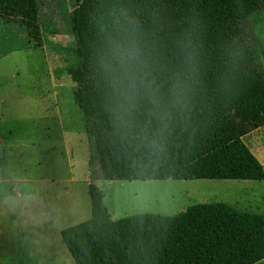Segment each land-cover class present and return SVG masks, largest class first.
I'll use <instances>...</instances> for the list:
<instances>
[{"label": "trees", "instance_id": "obj_1", "mask_svg": "<svg viewBox=\"0 0 264 264\" xmlns=\"http://www.w3.org/2000/svg\"><path fill=\"white\" fill-rule=\"evenodd\" d=\"M264 0H78L69 32L79 66L73 99L84 116L90 218L59 231L74 264H257L264 259V216L224 203L193 205L173 217L111 220L104 181L264 180L243 137L264 127V79L245 20ZM39 0H0V17L23 23L39 47ZM135 20L146 62L162 89L182 76L191 108L175 121L163 150L151 151L118 126L120 97L102 67L107 42ZM191 57V61L188 58ZM146 105L137 102V119Z\"/></svg>", "mask_w": 264, "mask_h": 264}, {"label": "rangeland", "instance_id": "obj_2", "mask_svg": "<svg viewBox=\"0 0 264 264\" xmlns=\"http://www.w3.org/2000/svg\"><path fill=\"white\" fill-rule=\"evenodd\" d=\"M39 1V25L46 29L39 47L25 49L32 43L27 26L0 18V175L15 172L24 178L25 191L38 194L11 210L2 201L15 194V186L0 181V264H74L59 231L91 215L84 116L72 97L77 81L69 74L79 66L68 25L78 0ZM245 25L255 36L249 48L264 79V8ZM242 140L264 171V127ZM93 183L112 220L173 217L212 203L264 216V180Z\"/></svg>", "mask_w": 264, "mask_h": 264}, {"label": "clouds", "instance_id": "obj_3", "mask_svg": "<svg viewBox=\"0 0 264 264\" xmlns=\"http://www.w3.org/2000/svg\"><path fill=\"white\" fill-rule=\"evenodd\" d=\"M191 59L188 58L189 61ZM102 67L119 93L117 122L124 135L139 141L151 151L163 150L175 121L185 117L191 108V94L186 80L177 75L166 90L162 89L149 71L136 22L127 16L124 26H118L116 35L107 42L106 61ZM140 98L146 105L143 122L138 121L136 114ZM0 181L11 182L15 186V194H9L2 201L11 210L26 206L28 201L37 198V193L25 191L24 178L15 172L0 175Z\"/></svg>", "mask_w": 264, "mask_h": 264}, {"label": "crops", "instance_id": "obj_4", "mask_svg": "<svg viewBox=\"0 0 264 264\" xmlns=\"http://www.w3.org/2000/svg\"><path fill=\"white\" fill-rule=\"evenodd\" d=\"M2 20H4L2 17H0ZM5 21V20H4ZM28 48H30V47H28V46H26V48L25 49H28ZM259 130V129H258ZM257 131V130H256ZM98 182V181H97ZM112 220V219H111Z\"/></svg>", "mask_w": 264, "mask_h": 264}]
</instances>
